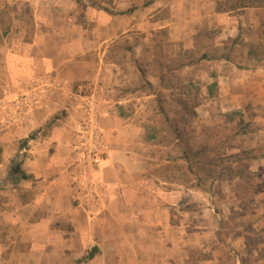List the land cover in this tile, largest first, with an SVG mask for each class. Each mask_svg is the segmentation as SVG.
<instances>
[{
	"label": "rangeland",
	"instance_id": "1",
	"mask_svg": "<svg viewBox=\"0 0 264 264\" xmlns=\"http://www.w3.org/2000/svg\"><path fill=\"white\" fill-rule=\"evenodd\" d=\"M34 1L0 0L1 48L6 38L32 39ZM65 1L50 0L59 9ZM73 2L69 15L83 24L86 37H112L87 44L102 51L104 61L82 65L75 85L82 94L97 90L104 99L122 101L98 107L104 143L112 114L126 119L131 128L121 139L137 151L132 165L146 179L165 190H191L194 223L203 198L211 208L203 217L210 226L247 232L245 264L254 249L264 255V223L256 218L264 204V0ZM95 23L101 27L94 30ZM84 111H75L69 126L75 133ZM67 115L59 111L40 131L49 134ZM216 213L225 216L220 224ZM12 240L0 233V264L11 255L14 246L6 243ZM89 252L75 263L87 264ZM207 255L193 253L194 259ZM237 255L222 246L219 264H236Z\"/></svg>",
	"mask_w": 264,
	"mask_h": 264
},
{
	"label": "crops",
	"instance_id": "2",
	"mask_svg": "<svg viewBox=\"0 0 264 264\" xmlns=\"http://www.w3.org/2000/svg\"><path fill=\"white\" fill-rule=\"evenodd\" d=\"M62 3V12H68L64 18L56 3L35 0L32 39L12 37L4 40L6 47L0 44V233L12 236L6 244L14 246L6 264L72 260L76 264L74 259L94 246L98 252L87 264H219L222 246L237 252L236 264H245L250 246L247 232L210 226L203 217L211 208L203 198L195 225L189 207L191 190H165L132 165L137 151L121 139L131 128L126 119L112 114L105 159L84 172L83 182L77 176L73 165L77 133L70 128L75 111L81 107L84 111L88 101L98 107L122 101L104 99L97 90L82 94L75 88L82 65L104 61V53L87 44L105 43L112 37H86L83 24L69 15L73 0ZM97 27L101 25L95 23L94 30ZM172 27L170 34L177 38ZM63 110L67 117L43 134L40 130ZM34 132L35 137L21 146ZM14 160L30 175L28 179L11 174ZM85 182L94 185L97 193L90 196ZM257 213L264 223V204ZM216 214L220 224L225 216ZM194 250L208 255L194 259ZM251 256L248 264H264L258 249Z\"/></svg>",
	"mask_w": 264,
	"mask_h": 264
},
{
	"label": "built area",
	"instance_id": "3",
	"mask_svg": "<svg viewBox=\"0 0 264 264\" xmlns=\"http://www.w3.org/2000/svg\"><path fill=\"white\" fill-rule=\"evenodd\" d=\"M105 143L101 131L99 109L93 101H88L84 122L80 125L73 142V165L77 176L83 182V174L92 167L101 165L105 159ZM80 181V179H78ZM90 196L97 193V189L89 182H85Z\"/></svg>",
	"mask_w": 264,
	"mask_h": 264
},
{
	"label": "trees",
	"instance_id": "4",
	"mask_svg": "<svg viewBox=\"0 0 264 264\" xmlns=\"http://www.w3.org/2000/svg\"><path fill=\"white\" fill-rule=\"evenodd\" d=\"M242 6H244V4L242 5ZM211 93V92H210ZM186 109H188L187 107H186ZM35 137V133H32V134H30L26 139H24V141H23V143H22V145L21 146H24L25 145V143H27L28 142V140H30V139H32V138H34ZM1 151V150H0ZM244 151H246V150H244ZM199 155H201V154H205V150H202V151H199V152H197ZM188 155V154H187ZM211 159H214L213 157H210ZM207 171H209L210 173H211V169H207ZM11 174L12 175H19V177L21 178V179H28L29 177H30V175L29 174H27L24 170H22V168H21V165H20V163L19 162H17L16 160H14V164H13V166H12V168H11ZM98 252V248L97 247H93L92 248V250L89 252V254H88V258H93L94 256H95V254Z\"/></svg>",
	"mask_w": 264,
	"mask_h": 264
}]
</instances>
